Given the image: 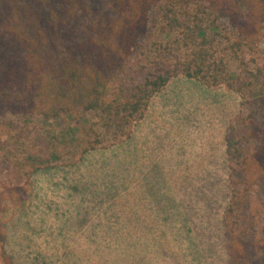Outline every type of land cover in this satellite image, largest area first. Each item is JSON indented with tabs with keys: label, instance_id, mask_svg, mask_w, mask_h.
I'll return each mask as SVG.
<instances>
[{
	"label": "rangeland",
	"instance_id": "374dc122",
	"mask_svg": "<svg viewBox=\"0 0 264 264\" xmlns=\"http://www.w3.org/2000/svg\"><path fill=\"white\" fill-rule=\"evenodd\" d=\"M206 20L207 27L212 18ZM216 25L206 31L216 40L210 56L223 60L228 76L252 78L260 69L258 84L264 86V37L252 50L233 51L226 21ZM159 28L152 17L125 75L109 86L110 100L118 85L133 88L195 55L180 30ZM260 102L224 83L206 87L178 76L115 141L93 110L81 118L85 128L64 114L45 122L0 119V182L31 185L26 211L6 212L7 248L16 264H226L224 137L249 115L264 126ZM69 132L88 141L103 134L108 143L81 155L83 144L77 151L64 143ZM257 191H248L238 227L264 236V193Z\"/></svg>",
	"mask_w": 264,
	"mask_h": 264
},
{
	"label": "trees",
	"instance_id": "16d2710c",
	"mask_svg": "<svg viewBox=\"0 0 264 264\" xmlns=\"http://www.w3.org/2000/svg\"><path fill=\"white\" fill-rule=\"evenodd\" d=\"M152 17L158 18L162 32L180 30L182 39L197 48L195 55L179 58L172 68L133 88L118 85L110 100L109 86L125 75ZM209 17L206 27L204 18ZM218 19L226 21L235 37L230 45L233 51L252 50L264 37V0H0V119L20 116L45 122L64 114L85 128L81 118L93 110L115 141L124 134L122 129L141 119L149 99L178 76L206 87L224 83L238 94L255 96L261 104L260 69L252 78L245 73L228 76L223 60L210 56L216 40L206 31L215 29ZM229 38L224 40L230 43ZM250 118L240 121L241 128H228L224 137L229 162L223 220L226 264H264V236L238 227L248 191L257 187L259 194L264 193V126ZM75 133L62 139L68 148L84 147L81 155L108 143L103 134L88 141ZM6 159L10 162V154ZM10 170L17 173L15 168ZM30 187L19 181L0 182L1 264H16L7 248L6 225L11 217L6 218V212L9 208L13 215L26 211Z\"/></svg>",
	"mask_w": 264,
	"mask_h": 264
}]
</instances>
